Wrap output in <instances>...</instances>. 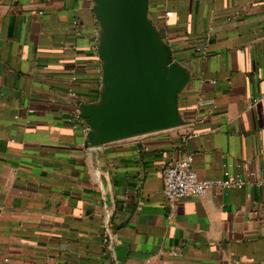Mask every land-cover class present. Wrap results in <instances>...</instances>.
Segmentation results:
<instances>
[{"label": "crops", "instance_id": "1", "mask_svg": "<svg viewBox=\"0 0 264 264\" xmlns=\"http://www.w3.org/2000/svg\"><path fill=\"white\" fill-rule=\"evenodd\" d=\"M149 8L190 72L183 122L92 147L94 0H0V264H264V0ZM185 154L202 179L242 164L250 182L168 202L164 169Z\"/></svg>", "mask_w": 264, "mask_h": 264}, {"label": "water", "instance_id": "2", "mask_svg": "<svg viewBox=\"0 0 264 264\" xmlns=\"http://www.w3.org/2000/svg\"><path fill=\"white\" fill-rule=\"evenodd\" d=\"M103 61L100 100L81 105L88 145L148 135L183 122L180 97L190 72L149 15V0H94Z\"/></svg>", "mask_w": 264, "mask_h": 264}, {"label": "built area", "instance_id": "3", "mask_svg": "<svg viewBox=\"0 0 264 264\" xmlns=\"http://www.w3.org/2000/svg\"><path fill=\"white\" fill-rule=\"evenodd\" d=\"M203 110L212 112L214 106L211 102H200L197 111ZM201 121V119L192 120L188 122L187 126L195 127V124ZM238 167L240 168L239 172L227 171L223 178L202 179L194 170L192 155L185 154L168 162L164 169L165 198L168 202L173 203L188 197H204L214 187H221L224 190L242 188L250 181L241 171L242 164H238ZM259 184L264 185V179Z\"/></svg>", "mask_w": 264, "mask_h": 264}]
</instances>
